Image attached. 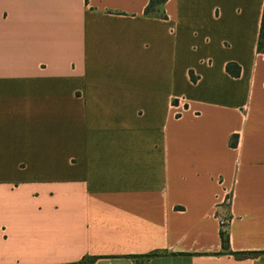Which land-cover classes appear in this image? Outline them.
I'll list each match as a JSON object with an SVG mask.
<instances>
[{
  "label": "crops",
  "instance_id": "obj_1",
  "mask_svg": "<svg viewBox=\"0 0 264 264\" xmlns=\"http://www.w3.org/2000/svg\"><path fill=\"white\" fill-rule=\"evenodd\" d=\"M148 2L0 0V264H264V0Z\"/></svg>",
  "mask_w": 264,
  "mask_h": 264
},
{
  "label": "trees",
  "instance_id": "obj_2",
  "mask_svg": "<svg viewBox=\"0 0 264 264\" xmlns=\"http://www.w3.org/2000/svg\"><path fill=\"white\" fill-rule=\"evenodd\" d=\"M166 1L167 0H149L147 6L145 7L144 13L146 15H156L162 18L166 17V13L164 11V4ZM257 48H258V51H264V13H263V18H262V24H261L260 34L258 38ZM226 71L230 73L232 76L237 77L241 73V66L234 61H229L226 64ZM190 76L193 81L196 80V77L194 76L193 72H190ZM236 143L237 141L235 137H233L230 141V144L232 146H235ZM222 247H223V251L233 254L239 258L252 256V255H256L259 253L258 251H232L230 250L228 234L225 231L222 232ZM150 255H153V254H150ZM98 257L99 256H95V255H87V256H84L78 262H71V263H65V264H93L94 261Z\"/></svg>",
  "mask_w": 264,
  "mask_h": 264
},
{
  "label": "built area",
  "instance_id": "obj_3",
  "mask_svg": "<svg viewBox=\"0 0 264 264\" xmlns=\"http://www.w3.org/2000/svg\"><path fill=\"white\" fill-rule=\"evenodd\" d=\"M172 107L177 110V114H180L181 110L184 109V107L181 105L180 101H177V100H174L172 102ZM226 202H228V203L231 202V197L230 196H228L226 198Z\"/></svg>",
  "mask_w": 264,
  "mask_h": 264
}]
</instances>
